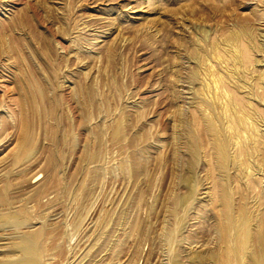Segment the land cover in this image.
<instances>
[{"label": "rangeland", "instance_id": "374dc122", "mask_svg": "<svg viewBox=\"0 0 264 264\" xmlns=\"http://www.w3.org/2000/svg\"><path fill=\"white\" fill-rule=\"evenodd\" d=\"M223 190L250 264L264 0H0V264H235Z\"/></svg>", "mask_w": 264, "mask_h": 264}, {"label": "bare ground", "instance_id": "6f19581e", "mask_svg": "<svg viewBox=\"0 0 264 264\" xmlns=\"http://www.w3.org/2000/svg\"><path fill=\"white\" fill-rule=\"evenodd\" d=\"M211 132L214 131L213 127L210 126ZM217 152L219 156V163L221 167L224 165L226 161V153H225V144H217ZM223 199L226 206V213H225V219H226V225H225V238L228 243L231 244V252L233 253L235 264H238L239 262V256L241 253H243L246 249V247L249 244L250 240V232L247 228V218L245 215H243L242 219L240 221H236V218L232 215L230 212V204L228 199V194L226 190H223ZM238 243V244H237ZM264 241L262 242L263 245ZM261 244V243H260ZM264 246V245H263ZM260 250V249H259ZM256 253V252H255ZM258 253V251H257ZM250 264H264V251L263 253L258 255H253L252 259H250ZM176 264V263H175Z\"/></svg>", "mask_w": 264, "mask_h": 264}]
</instances>
